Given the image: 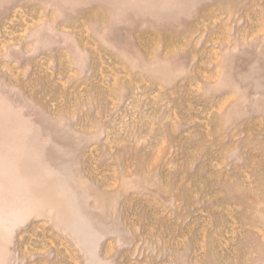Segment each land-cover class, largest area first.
<instances>
[{
    "label": "rangeland",
    "instance_id": "rangeland-1",
    "mask_svg": "<svg viewBox=\"0 0 264 264\" xmlns=\"http://www.w3.org/2000/svg\"><path fill=\"white\" fill-rule=\"evenodd\" d=\"M0 264H264V0H0Z\"/></svg>",
    "mask_w": 264,
    "mask_h": 264
}]
</instances>
